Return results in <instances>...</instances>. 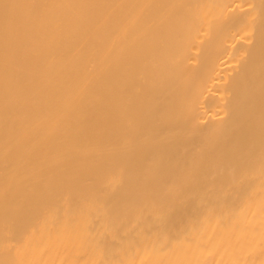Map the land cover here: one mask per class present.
I'll use <instances>...</instances> for the list:
<instances>
[{"label": "bare ground", "instance_id": "1", "mask_svg": "<svg viewBox=\"0 0 264 264\" xmlns=\"http://www.w3.org/2000/svg\"><path fill=\"white\" fill-rule=\"evenodd\" d=\"M0 264H264V0H0Z\"/></svg>", "mask_w": 264, "mask_h": 264}]
</instances>
